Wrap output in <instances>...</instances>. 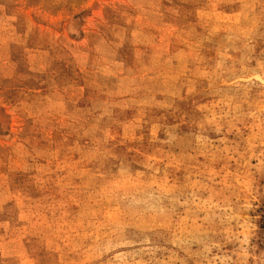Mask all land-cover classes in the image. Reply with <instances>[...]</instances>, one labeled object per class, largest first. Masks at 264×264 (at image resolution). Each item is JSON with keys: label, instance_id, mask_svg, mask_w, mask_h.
Listing matches in <instances>:
<instances>
[{"label": "rangeland", "instance_id": "rangeland-1", "mask_svg": "<svg viewBox=\"0 0 264 264\" xmlns=\"http://www.w3.org/2000/svg\"><path fill=\"white\" fill-rule=\"evenodd\" d=\"M0 264H264V0H0Z\"/></svg>", "mask_w": 264, "mask_h": 264}]
</instances>
